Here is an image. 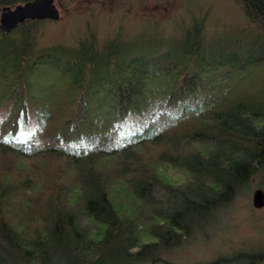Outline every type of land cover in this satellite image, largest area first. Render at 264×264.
I'll list each match as a JSON object with an SVG mask.
<instances>
[{
  "label": "trees",
  "instance_id": "obj_1",
  "mask_svg": "<svg viewBox=\"0 0 264 264\" xmlns=\"http://www.w3.org/2000/svg\"><path fill=\"white\" fill-rule=\"evenodd\" d=\"M235 1L253 35L206 46L195 20L159 54L124 53L118 38L101 51L93 32L37 54L42 20L0 31V264H159L253 178L264 187V0ZM29 114L37 127L15 139Z\"/></svg>",
  "mask_w": 264,
  "mask_h": 264
},
{
  "label": "rangeland",
  "instance_id": "obj_2",
  "mask_svg": "<svg viewBox=\"0 0 264 264\" xmlns=\"http://www.w3.org/2000/svg\"><path fill=\"white\" fill-rule=\"evenodd\" d=\"M55 3L60 18L39 23L35 32L37 54L57 44L75 47L91 32L95 33L101 51L114 38L119 39L124 53L173 51L195 20L205 24L206 46L255 33L254 24L235 0H55ZM9 107V101L0 106V119L6 116ZM167 110L173 114L179 109ZM149 117L148 112L129 116L124 121L123 133L130 136L141 131ZM36 127L34 116L29 114L14 138L24 140ZM163 173L168 178H184L183 172L171 164H164ZM161 251L163 261L159 264H248L237 256L264 252V187L258 177L241 189L229 205L199 220L178 246ZM52 264L65 263L56 259ZM255 264H264V260Z\"/></svg>",
  "mask_w": 264,
  "mask_h": 264
},
{
  "label": "water",
  "instance_id": "obj_3",
  "mask_svg": "<svg viewBox=\"0 0 264 264\" xmlns=\"http://www.w3.org/2000/svg\"><path fill=\"white\" fill-rule=\"evenodd\" d=\"M60 11L55 0H27L4 7L0 12V31L8 34L31 20H57Z\"/></svg>",
  "mask_w": 264,
  "mask_h": 264
}]
</instances>
